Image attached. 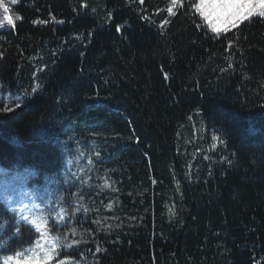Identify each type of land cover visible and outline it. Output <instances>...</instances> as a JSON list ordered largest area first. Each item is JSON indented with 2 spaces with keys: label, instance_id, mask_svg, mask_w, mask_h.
<instances>
[{
  "label": "trees",
  "instance_id": "1",
  "mask_svg": "<svg viewBox=\"0 0 264 264\" xmlns=\"http://www.w3.org/2000/svg\"><path fill=\"white\" fill-rule=\"evenodd\" d=\"M170 4L17 0L0 28V179L84 196L70 264H264V16ZM1 196L0 257L39 237Z\"/></svg>",
  "mask_w": 264,
  "mask_h": 264
},
{
  "label": "snow or ice",
  "instance_id": "2",
  "mask_svg": "<svg viewBox=\"0 0 264 264\" xmlns=\"http://www.w3.org/2000/svg\"><path fill=\"white\" fill-rule=\"evenodd\" d=\"M17 3V0H0V25L7 24L9 26H15V21H19L21 17L11 13L10 4ZM180 0H171V4L167 11L170 15H175L174 7L179 6ZM200 16L208 22L209 27L214 33L227 32L231 28H235L242 20L248 19L250 16L259 12V15L264 16V3L252 4L249 0H219L218 3L207 4L204 0H200V3L194 5ZM95 11V9H93ZM33 23H45V21H33ZM167 23V21H164ZM117 31H120V27H117ZM231 43V42H230ZM2 55V54H0ZM231 68V64H229ZM167 78V76H165ZM39 88H33V92H36ZM19 107V104H17ZM5 111H11L6 107ZM212 148L215 149L217 136L212 137ZM220 144L225 142L221 139ZM207 159V157H205ZM106 186V185H105ZM33 207H38L33 205ZM9 211H13L17 215V221L15 225V234L19 235L21 228L24 225H31L37 233H39L38 239L32 243L31 247L24 249L23 251H17L14 255H6L0 257V264H70V258L65 255L62 259L61 248L62 246L70 247L72 244L78 243L73 240L68 243L67 236L51 235V225L49 224L52 217H46L43 215H37L33 213L27 205H23L21 208H9ZM80 209L73 210L71 215H75ZM83 211L87 212V209ZM25 213V214H21ZM69 213L61 208L56 213L55 220L59 223L65 221ZM0 228L3 225L0 224ZM101 249H97L100 251Z\"/></svg>",
  "mask_w": 264,
  "mask_h": 264
},
{
  "label": "rangeland",
  "instance_id": "3",
  "mask_svg": "<svg viewBox=\"0 0 264 264\" xmlns=\"http://www.w3.org/2000/svg\"><path fill=\"white\" fill-rule=\"evenodd\" d=\"M207 4L218 3L219 0H204ZM252 4L264 3V0H249ZM200 0H198V4ZM259 13V12H257ZM208 23V22H207ZM0 28H4V25H0ZM3 170L0 168V172ZM3 175V174H2ZM8 175L5 174L0 180L2 184L0 186V192H2L1 198L5 200L11 208L19 209L23 205H27L28 208L32 210L33 213L37 215H43L46 217H52L49 224L51 226H61L68 225L72 233L67 235V239L71 240L77 235L79 230V223L81 216L85 215L87 212L83 211L85 209V202L83 200L84 196H72L71 198L66 197V190L63 189L61 184L52 185L50 182L37 184V181H32L34 174L22 173L14 180L17 182H9ZM43 196V197H42ZM37 205L38 207H33ZM64 208L69 215L66 217L65 221H60L59 223L55 220L56 213ZM79 208L80 211L74 216L71 215L74 209ZM25 214V213H21ZM70 230H67L70 231ZM58 231V230H56ZM66 232V231H65ZM51 235L56 236L53 232ZM72 235V237H71Z\"/></svg>",
  "mask_w": 264,
  "mask_h": 264
}]
</instances>
